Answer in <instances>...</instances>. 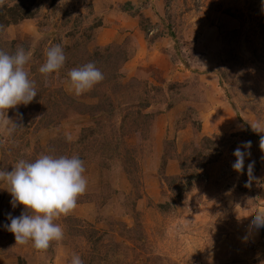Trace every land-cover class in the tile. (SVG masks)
Returning a JSON list of instances; mask_svg holds the SVG:
<instances>
[{
    "label": "rangeland",
    "instance_id": "374dc122",
    "mask_svg": "<svg viewBox=\"0 0 264 264\" xmlns=\"http://www.w3.org/2000/svg\"><path fill=\"white\" fill-rule=\"evenodd\" d=\"M54 45L66 61L46 79ZM21 47L38 94L8 110L19 127H0V171L77 155L87 187L55 221L64 238L37 250L3 227L24 206L0 181V264H264L250 223L264 207L262 0H4L0 50ZM89 62L104 79L77 96L68 73Z\"/></svg>",
    "mask_w": 264,
    "mask_h": 264
},
{
    "label": "clouds",
    "instance_id": "9594fccd",
    "mask_svg": "<svg viewBox=\"0 0 264 264\" xmlns=\"http://www.w3.org/2000/svg\"><path fill=\"white\" fill-rule=\"evenodd\" d=\"M3 2L4 0H0V5ZM28 59L29 54L22 47L14 54L0 50V127L12 122L8 116L10 108L27 106L38 94L34 82L29 79L25 70ZM65 61L62 47L54 45L47 50L46 61L38 71L47 79L50 74L60 70ZM68 75L77 96L104 79L103 73L94 62L73 68ZM251 125L252 130L260 134V145L264 148V125ZM66 139L71 141L72 136L66 134ZM250 149L251 141H245L234 150L236 160L232 168L237 172L244 171L245 158L251 155ZM252 169L253 163L250 162L247 168L249 181L246 186H250ZM84 173L85 167L79 156L57 157L48 154L39 155L32 161L21 159L13 165L11 171H0V181L10 185L6 189L11 194L12 207L24 206L21 215L14 217L8 214L10 223L3 227L15 235L17 243L26 244L31 241L37 250H47L52 241H61L64 232L55 221L61 215L70 214L77 205L78 197L86 191L87 180ZM252 211L255 215L250 223L256 228H264V207H257ZM248 214L249 212L238 214L237 219L247 217ZM71 264H83V261L79 255L73 254Z\"/></svg>",
    "mask_w": 264,
    "mask_h": 264
},
{
    "label": "trees",
    "instance_id": "16d2710c",
    "mask_svg": "<svg viewBox=\"0 0 264 264\" xmlns=\"http://www.w3.org/2000/svg\"><path fill=\"white\" fill-rule=\"evenodd\" d=\"M30 15V14H29ZM28 14H24L22 17H30Z\"/></svg>",
    "mask_w": 264,
    "mask_h": 264
}]
</instances>
